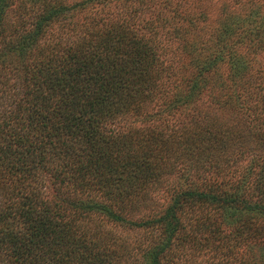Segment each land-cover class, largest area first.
<instances>
[{
  "label": "trees",
  "instance_id": "1",
  "mask_svg": "<svg viewBox=\"0 0 264 264\" xmlns=\"http://www.w3.org/2000/svg\"><path fill=\"white\" fill-rule=\"evenodd\" d=\"M95 1L0 0V261L194 264L186 258L179 262L182 254L176 255L175 239L181 238L201 243L207 259H215L208 264H229L233 253L223 249L230 240L264 231L263 224L250 232V222L231 218L240 211L264 215V93L255 94L254 108L260 110L249 121L253 131L236 133L204 110L198 114L196 107V119L188 120L197 129L192 143L202 134L210 149L208 165L218 175H228L236 160L229 164L226 157H209L217 153L215 149L258 152L254 157L262 162L254 182L258 201L234 190H184L159 216L127 218L116 204L138 207L161 175L170 173L159 168L170 145L180 148L188 143L168 139L170 132L189 130H179L181 123L169 127L170 119L157 128L147 118L150 108L164 105L152 113L172 118L176 111L195 105L191 94L198 86L191 85L187 99L180 94L177 100L184 97L182 102L168 105L173 102L171 86L177 84L174 59L166 58V53L174 52L173 40L164 42L153 34L146 26L150 22L140 19L137 9L109 18L108 8L95 29L79 28L83 31L79 38L53 43V27L69 25L76 34L71 17ZM154 13L159 19L165 15L162 10ZM193 26L192 31L199 29ZM171 32L179 35L186 30L176 27ZM191 40L182 44L189 54L197 50ZM224 49L241 65L238 49L232 44ZM211 64L207 71L217 67ZM189 201H197L203 209L199 206L200 211L182 216L178 210ZM94 217L151 227L156 233L143 246L127 248L103 236Z\"/></svg>",
  "mask_w": 264,
  "mask_h": 264
},
{
  "label": "rangeland",
  "instance_id": "2",
  "mask_svg": "<svg viewBox=\"0 0 264 264\" xmlns=\"http://www.w3.org/2000/svg\"><path fill=\"white\" fill-rule=\"evenodd\" d=\"M61 1L73 3L79 0ZM108 8L110 14L112 13L109 18L133 14L134 9H137L135 13L140 15V19L150 22L151 25L146 26L153 34L156 33L164 42L170 43L168 38L173 40L171 42L174 52L166 53V58L174 59L173 66L176 71L174 79L177 84L171 86L173 102L168 105L175 106V103L182 102L184 97L177 100L180 94L186 95L187 99L191 85L195 83L198 86L191 94L195 105L189 104L182 111H176L172 118H167V113L162 116L152 113V110L162 108L164 105H154L150 108L147 118L149 121L152 120L157 128H161L164 121L170 119L169 127L177 128L181 123L184 127L181 125L178 127L179 130H189L170 132L168 139L177 141L184 139L188 143H183L180 148L170 145V149L165 152L170 157L164 154V158L159 162L160 170H169L170 173L161 175L156 186L147 190L145 199L139 202L138 207L117 203V210L133 220L156 217L162 214L184 190H234L251 202L258 201L257 191L254 189L257 173H260L259 169L262 167V162L254 158L258 152L253 150L239 154L241 151L239 147L227 148L222 153L215 149L217 153L209 157L214 156L219 160L226 157L229 164L236 160L228 175L225 177L218 175L214 171V166L208 165L209 158L206 156L210 149L207 148L208 144L204 143L202 134L192 143L191 138L195 137L197 129L192 128L188 120L192 117L196 119L197 113L201 115V111L204 110L215 116L218 122L234 128L236 133L253 131L249 121L260 110L254 108L257 103L255 94L264 93V0H96L77 10L71 17V25H76V34L68 29L69 25L64 29L53 27L51 36L53 43L56 41L61 42L56 43L59 45L67 43L79 38L77 35L83 31L95 29L99 18L106 15ZM158 10L164 12L162 18L165 20L156 18L154 12ZM193 25L199 29L192 31ZM176 27L186 30V33L173 34L171 31ZM186 38L192 39L191 41L197 45V50L192 54L182 49L183 40ZM222 38L226 40L221 42ZM225 44H232L238 49L237 52L240 54L237 56L242 60L241 65H236L234 55H227L224 52ZM212 56H215V60H210ZM210 62L217 67L207 71ZM167 103L168 101L166 105ZM162 120L163 123H160ZM250 137L249 141H252L254 135L250 134ZM229 151L231 152L228 154ZM235 168L238 170L233 174ZM196 204L197 201L183 203L178 211L182 216H188L193 210L200 211L199 206L203 209L201 204ZM208 208L209 206L204 210ZM233 213L232 219H238L240 223H251L250 232L255 226L264 225V215L261 216L259 213L252 211ZM92 221L98 225L97 229L100 232L103 231V236H110L118 245L123 244L127 248L143 246L156 233V229L151 227H130L106 221L101 217H94ZM252 234H244L229 241L227 248L223 249L225 254L229 250L233 253L229 257V264H264V231L257 229ZM175 242H178L176 255L182 254L180 263L183 258L194 264H201L202 261L208 264L210 260H215L211 258L208 260L206 250L201 249V243L195 240L182 241L181 238H176ZM217 255L221 256L220 253ZM233 256L235 258H232ZM0 264L3 262L0 261Z\"/></svg>",
  "mask_w": 264,
  "mask_h": 264
}]
</instances>
